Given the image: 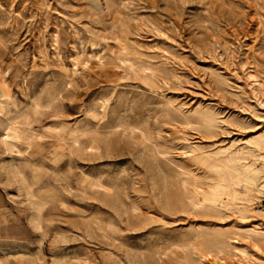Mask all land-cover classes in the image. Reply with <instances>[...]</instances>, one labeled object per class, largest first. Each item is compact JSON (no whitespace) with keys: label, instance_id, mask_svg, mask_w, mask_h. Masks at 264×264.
<instances>
[{"label":"rangeland","instance_id":"rangeland-1","mask_svg":"<svg viewBox=\"0 0 264 264\" xmlns=\"http://www.w3.org/2000/svg\"><path fill=\"white\" fill-rule=\"evenodd\" d=\"M264 0H0V264H264Z\"/></svg>","mask_w":264,"mask_h":264},{"label":"built area","instance_id":"built-area-1","mask_svg":"<svg viewBox=\"0 0 264 264\" xmlns=\"http://www.w3.org/2000/svg\"><path fill=\"white\" fill-rule=\"evenodd\" d=\"M264 203V202H263ZM263 209H264V204H262V206H261Z\"/></svg>","mask_w":264,"mask_h":264}]
</instances>
